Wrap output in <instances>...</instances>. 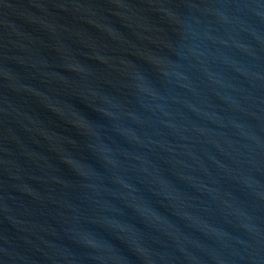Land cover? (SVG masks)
Instances as JSON below:
<instances>
[{"label": "water", "instance_id": "1", "mask_svg": "<svg viewBox=\"0 0 264 264\" xmlns=\"http://www.w3.org/2000/svg\"><path fill=\"white\" fill-rule=\"evenodd\" d=\"M0 264H264V0H0Z\"/></svg>", "mask_w": 264, "mask_h": 264}]
</instances>
